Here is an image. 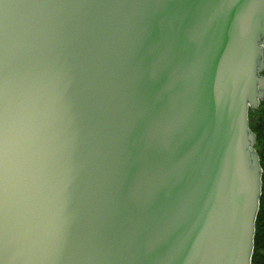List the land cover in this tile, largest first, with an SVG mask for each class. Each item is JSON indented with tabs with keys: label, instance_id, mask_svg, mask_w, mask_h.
Here are the masks:
<instances>
[{
	"label": "water",
	"instance_id": "water-1",
	"mask_svg": "<svg viewBox=\"0 0 264 264\" xmlns=\"http://www.w3.org/2000/svg\"><path fill=\"white\" fill-rule=\"evenodd\" d=\"M264 0H0V264H251Z\"/></svg>",
	"mask_w": 264,
	"mask_h": 264
},
{
	"label": "trees",
	"instance_id": "trees-1",
	"mask_svg": "<svg viewBox=\"0 0 264 264\" xmlns=\"http://www.w3.org/2000/svg\"><path fill=\"white\" fill-rule=\"evenodd\" d=\"M249 126L256 136L255 148L262 168L259 210L255 221L254 248L251 264H264V102L249 110Z\"/></svg>",
	"mask_w": 264,
	"mask_h": 264
},
{
	"label": "rangeland",
	"instance_id": "rangeland-1",
	"mask_svg": "<svg viewBox=\"0 0 264 264\" xmlns=\"http://www.w3.org/2000/svg\"><path fill=\"white\" fill-rule=\"evenodd\" d=\"M264 102V100L262 101V103Z\"/></svg>",
	"mask_w": 264,
	"mask_h": 264
}]
</instances>
